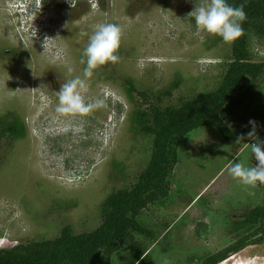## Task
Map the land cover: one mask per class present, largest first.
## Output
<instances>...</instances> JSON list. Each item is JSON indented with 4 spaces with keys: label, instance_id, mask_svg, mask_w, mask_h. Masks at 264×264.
I'll list each match as a JSON object with an SVG mask.
<instances>
[{
    "label": "rangeland",
    "instance_id": "obj_1",
    "mask_svg": "<svg viewBox=\"0 0 264 264\" xmlns=\"http://www.w3.org/2000/svg\"><path fill=\"white\" fill-rule=\"evenodd\" d=\"M32 2L0 0V127L13 117L24 127L18 139L0 131L2 249L55 238L64 226L74 234L96 228L105 197L132 184L147 161L149 140L131 119L136 109L178 105L212 90L231 58V43L198 32L188 16L208 0H73V8L68 0H36L42 7L36 13ZM100 23L123 32L120 61L87 80L86 99L103 105L87 116L59 114L57 91L84 78L82 53ZM45 37L51 39L43 46ZM251 45L253 60L264 61V39ZM251 87L232 126L245 142L227 140L214 127L183 138L169 197L139 216L147 233L134 238L146 255L136 264H202L241 235L236 223L248 210L264 204V185L246 188L229 174L234 162L257 163L245 148L255 142L247 138L250 120L264 141V74ZM250 258L264 264V240L218 264ZM128 262L124 242L111 264Z\"/></svg>",
    "mask_w": 264,
    "mask_h": 264
},
{
    "label": "trees",
    "instance_id": "obj_2",
    "mask_svg": "<svg viewBox=\"0 0 264 264\" xmlns=\"http://www.w3.org/2000/svg\"><path fill=\"white\" fill-rule=\"evenodd\" d=\"M227 3H244L247 20L243 23L244 35L231 43V58L220 82L212 90L196 93L178 105L149 104L136 109L131 119L134 130L149 140L147 161L132 184L105 197L99 207L98 226L79 234L64 226L55 238L0 248V264H111L124 242L129 243L128 264H136L145 257V250L134 238L135 233H147L139 216L149 206L163 204L169 197L183 138L198 128L214 127L225 139L236 141L241 135L232 127L235 112L247 100L251 84L264 74V61H254L251 52L252 42L264 39V0ZM218 39L222 40L219 36ZM128 84V89L133 90V84ZM164 93L169 95L171 86ZM0 131L15 139L24 135V127L16 117L2 124ZM236 226L244 229L241 235L205 256L202 264H218L257 240H264V204L248 210Z\"/></svg>",
    "mask_w": 264,
    "mask_h": 264
},
{
    "label": "clouds",
    "instance_id": "obj_3",
    "mask_svg": "<svg viewBox=\"0 0 264 264\" xmlns=\"http://www.w3.org/2000/svg\"><path fill=\"white\" fill-rule=\"evenodd\" d=\"M68 2L70 7L75 6L73 0ZM31 4L32 6L29 7L31 12L36 13L42 10L41 4L36 0H33ZM244 8V3L232 6L227 3V0H208L206 4H196L188 16L194 18L198 32L219 36L223 42L230 44L244 35L243 23L247 20ZM82 35L88 34L82 33ZM122 36V29L117 24L100 23L95 26L92 33L88 35V42L80 61L81 64H86L83 70L84 78L77 76L60 86L57 91L58 104L55 109L57 113L87 116L103 105L102 100L90 102L86 99L87 80L99 67L120 61L118 52ZM49 39L51 38L45 37L43 46ZM249 124L252 125V130L247 133V138L255 142L245 143V148L250 149L257 163L254 166H247L242 160L234 162L229 168V174L239 184L254 189L258 185H264V141L257 136L256 122L250 120ZM241 141H244V136H238L235 142L239 144ZM236 159H239V154Z\"/></svg>",
    "mask_w": 264,
    "mask_h": 264
},
{
    "label": "built area",
    "instance_id": "obj_4",
    "mask_svg": "<svg viewBox=\"0 0 264 264\" xmlns=\"http://www.w3.org/2000/svg\"><path fill=\"white\" fill-rule=\"evenodd\" d=\"M255 258V257H254ZM254 258H252V259H249V260H247V262H244L245 264H250L253 260H254ZM237 264H241V263H237Z\"/></svg>",
    "mask_w": 264,
    "mask_h": 264
},
{
    "label": "bare ground",
    "instance_id": "obj_5",
    "mask_svg": "<svg viewBox=\"0 0 264 264\" xmlns=\"http://www.w3.org/2000/svg\"><path fill=\"white\" fill-rule=\"evenodd\" d=\"M233 257H230V258H228L227 260H225V261H223V262H225V263H227L230 259H232Z\"/></svg>",
    "mask_w": 264,
    "mask_h": 264
},
{
    "label": "crops",
    "instance_id": "obj_6",
    "mask_svg": "<svg viewBox=\"0 0 264 264\" xmlns=\"http://www.w3.org/2000/svg\"><path fill=\"white\" fill-rule=\"evenodd\" d=\"M237 111H238V110H237ZM237 111H236V112H237ZM250 259H251V258H250Z\"/></svg>",
    "mask_w": 264,
    "mask_h": 264
}]
</instances>
